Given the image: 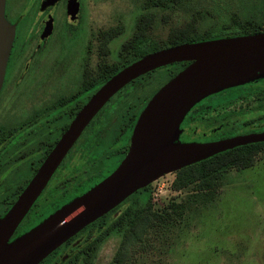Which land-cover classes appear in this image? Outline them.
<instances>
[{"label":"flooded vegetation","instance_id":"af4514ba","mask_svg":"<svg viewBox=\"0 0 264 264\" xmlns=\"http://www.w3.org/2000/svg\"><path fill=\"white\" fill-rule=\"evenodd\" d=\"M103 1L6 2L5 16L16 27V35L0 92V221L90 99L130 65L105 68L104 29L94 16L102 10ZM183 44L188 43L177 42L168 48ZM129 53L134 56V49ZM189 65L191 62H182L156 69L114 96L67 153L12 240L114 174L130 153L143 111ZM179 131L177 142L181 144L264 133V78L204 99L186 115ZM249 150H257V157L264 153V143ZM184 169L139 189L106 216L113 219L133 214L136 208H149L152 189L168 176L176 180ZM82 232L41 264H81L84 255L95 248L97 237L92 229Z\"/></svg>","mask_w":264,"mask_h":264},{"label":"water","instance_id":"95a60500","mask_svg":"<svg viewBox=\"0 0 264 264\" xmlns=\"http://www.w3.org/2000/svg\"><path fill=\"white\" fill-rule=\"evenodd\" d=\"M0 0V92L15 40L16 27ZM191 62L166 84L143 111L130 153L109 178L62 207L32 230L12 240L67 153L96 115L130 83L165 66ZM264 78V32L183 44L151 53L130 64L90 99L20 199L0 221V264H41L126 198L156 179L221 153L264 143V133L205 144L178 143L186 115L219 92Z\"/></svg>","mask_w":264,"mask_h":264},{"label":"rangeland","instance_id":"374dc122","mask_svg":"<svg viewBox=\"0 0 264 264\" xmlns=\"http://www.w3.org/2000/svg\"><path fill=\"white\" fill-rule=\"evenodd\" d=\"M151 1L104 0L95 12L104 35L115 30L105 45L106 69L130 60L126 47L145 16L152 18L147 47L264 31V0H182L177 6ZM174 178L166 177L149 195L155 212L177 204L183 214L171 226L149 227L124 264H264V153L250 166L230 168L213 190L199 184L177 190ZM201 195L203 201L189 202ZM121 241V234L111 235L92 264H117Z\"/></svg>","mask_w":264,"mask_h":264},{"label":"trees","instance_id":"16d2710c","mask_svg":"<svg viewBox=\"0 0 264 264\" xmlns=\"http://www.w3.org/2000/svg\"><path fill=\"white\" fill-rule=\"evenodd\" d=\"M182 2V0H152L151 4L155 6H177ZM152 18L145 16L142 18L137 26V32L133 40L127 45V49H134L135 54L130 58L129 61L124 62L123 66L132 64L141 58L166 48H161L156 45H151L147 47L149 42L147 35L150 30ZM264 31H258L255 33H242L236 35L219 36L215 38H207L200 40L184 39L181 42L185 43H196L208 40H215L221 38L245 36V35H255L263 33ZM115 30L106 35H104L105 45L109 41V38L114 36ZM174 45V44H171ZM168 48V47H167ZM121 66V68L123 67ZM258 144L248 145L244 147H239L224 153H221L215 157H212L206 161L197 163L194 166L186 168L183 170L182 175L178 176L175 180L173 187L177 190L185 189L193 184H199L202 190H213L218 187L220 181L226 175V172L230 168H243L250 166L255 161V154H258L256 150H249L250 147H256ZM204 195L198 197H191L189 202L193 204L197 203L198 200L203 201ZM183 207L177 204L170 205L169 209L165 212H155L153 206L149 208H136L135 212L127 213L121 215L118 218H113L105 216L99 219L94 224L87 227L82 233L88 232L92 229L97 233L95 240V248L92 249L91 253L84 255V264H92L94 257L96 256L99 248L105 241L114 234H121L122 241L119 252L115 257V262L117 264H124L125 257L127 256L130 246L133 245L138 240H142L144 233L147 229L153 228L155 226H171L173 221L176 220L177 214H183Z\"/></svg>","mask_w":264,"mask_h":264}]
</instances>
